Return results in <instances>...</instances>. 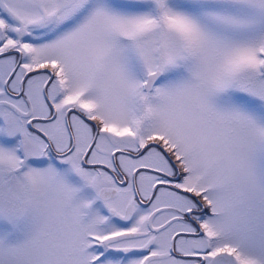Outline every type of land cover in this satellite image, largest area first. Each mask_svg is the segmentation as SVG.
<instances>
[{
  "label": "snow or ice",
  "instance_id": "6c2138e0",
  "mask_svg": "<svg viewBox=\"0 0 264 264\" xmlns=\"http://www.w3.org/2000/svg\"><path fill=\"white\" fill-rule=\"evenodd\" d=\"M0 264H264V0H0Z\"/></svg>",
  "mask_w": 264,
  "mask_h": 264
}]
</instances>
